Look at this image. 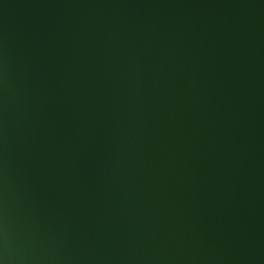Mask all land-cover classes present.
<instances>
[{
	"label": "water",
	"instance_id": "95a60500",
	"mask_svg": "<svg viewBox=\"0 0 264 264\" xmlns=\"http://www.w3.org/2000/svg\"><path fill=\"white\" fill-rule=\"evenodd\" d=\"M0 264H264V0H0Z\"/></svg>",
	"mask_w": 264,
	"mask_h": 264
}]
</instances>
